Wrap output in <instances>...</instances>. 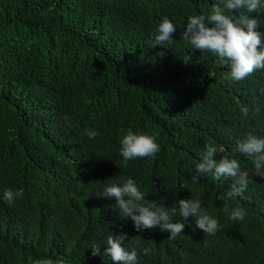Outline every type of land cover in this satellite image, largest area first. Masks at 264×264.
I'll return each mask as SVG.
<instances>
[{"label":"trees","instance_id":"16d2710c","mask_svg":"<svg viewBox=\"0 0 264 264\" xmlns=\"http://www.w3.org/2000/svg\"><path fill=\"white\" fill-rule=\"evenodd\" d=\"M218 2L0 0V196L21 193L11 206L0 198V264H113L105 241L121 232L125 247L137 248L136 264H264V176L236 149L249 132L264 138V69L226 79L216 55L181 39L188 17L207 16ZM225 11L257 18L264 33V8ZM164 17L177 27L174 43L153 47ZM128 129L156 138L155 158L124 161L119 140ZM207 143L224 149L217 161L237 159L249 173L243 196L217 198L231 190L230 177L191 183ZM116 177L133 178L169 208L199 196L219 230L206 235L177 214L180 237L138 231L114 198L98 197ZM226 204L242 207L244 220L232 221Z\"/></svg>","mask_w":264,"mask_h":264},{"label":"clouds","instance_id":"9594fccd","mask_svg":"<svg viewBox=\"0 0 264 264\" xmlns=\"http://www.w3.org/2000/svg\"><path fill=\"white\" fill-rule=\"evenodd\" d=\"M261 8H264V0H219L207 16L194 14L188 17L181 39L190 42L196 49L216 55L220 63L229 68L226 79L233 81L246 79L256 70L264 69V33L257 30L260 28L257 18H252L244 12L238 17H233L226 14L225 10L246 9L248 13H255ZM176 31L177 27L172 20L164 17L157 26L153 47L173 44V33ZM158 55L163 57L165 53L160 52ZM242 113L247 116L248 109L243 108ZM64 120L70 126L71 117L65 115ZM85 135L95 139L100 133L95 130H85ZM119 144V154L125 162L155 158L160 152V146L154 136L136 133L132 129H128L120 137ZM236 149L246 156L254 157L253 163L257 175L264 176V138L249 132L245 139L237 143ZM218 151L223 152L224 149H218L212 143L205 145L201 162L195 164L191 183L197 184L201 178L206 177L216 181L230 177L233 179L231 190L220 194L217 198L228 201L243 196L249 184V173L241 169L237 159L222 156L217 161L215 157ZM107 181L98 197L114 198L116 203L113 208L119 211L121 217L131 218L138 231L158 227L161 231L170 233L169 239L180 237L184 235L185 224L173 221L172 218L177 214L184 220L194 217L195 229L202 230L206 235H214L219 230L218 220L205 210L199 196L192 199L181 198L169 208L146 198L145 193L131 177L123 180L118 177L109 178ZM187 184L188 181H185L183 187L186 188ZM20 195V192L5 189L0 198L11 206L15 198ZM224 212L229 213L232 221H243L246 215L245 210L239 205L230 209L226 204ZM129 238L124 232L109 234L103 254L109 256L113 264H136L137 248L131 244L128 248L125 247V241ZM91 250L93 256L101 255L100 245L93 244ZM141 252L149 255L151 249L143 248ZM184 263L187 262L179 260L178 264ZM37 264H63V262L46 258L37 261Z\"/></svg>","mask_w":264,"mask_h":264}]
</instances>
